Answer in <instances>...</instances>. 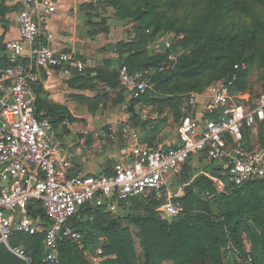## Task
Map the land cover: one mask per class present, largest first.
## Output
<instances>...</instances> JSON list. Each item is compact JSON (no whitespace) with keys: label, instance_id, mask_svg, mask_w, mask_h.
Returning <instances> with one entry per match:
<instances>
[{"label":"built area","instance_id":"2783aa9c","mask_svg":"<svg viewBox=\"0 0 264 264\" xmlns=\"http://www.w3.org/2000/svg\"><path fill=\"white\" fill-rule=\"evenodd\" d=\"M18 1L20 39L6 42L8 64L0 66V243L14 254L31 264L29 250L22 244L12 245L11 239L17 233L44 232V261L58 264L60 238H82L73 219L86 206L116 213L134 198L156 194L162 212L180 215L173 178L193 155L214 161L228 176V184L264 180V144L255 148L246 145L251 131L264 121V91L255 104H243L235 90L238 72L247 68L245 62L236 63L227 79L202 92H190L187 110L177 125V145L165 148L143 143L138 131L124 124L120 130L132 141L131 159L119 160L111 172L72 176L70 153L54 123L37 115L34 85L43 68L58 67L70 75L73 69L85 71L93 65L73 50L53 46L50 19L61 0ZM159 39L157 52L167 53L168 64L134 71L126 65L118 67L120 83L134 98L154 88L156 71L173 69L178 63L174 36L166 33ZM109 129L114 137L116 129ZM227 183L217 180V190ZM33 200L39 201L43 215L30 212ZM93 263L103 264L99 257Z\"/></svg>","mask_w":264,"mask_h":264},{"label":"trees","instance_id":"16d2710c","mask_svg":"<svg viewBox=\"0 0 264 264\" xmlns=\"http://www.w3.org/2000/svg\"><path fill=\"white\" fill-rule=\"evenodd\" d=\"M254 1L264 2V0ZM246 3V0H208L209 19L215 20L222 11L225 12L230 8L240 9L246 6ZM187 38L188 36L181 39L179 43L186 42ZM219 59V55H211L200 61L191 60L188 63L179 60L173 69L156 71L153 75L154 88L147 90L138 100L149 103L152 92L165 83L178 79L179 76L196 75L203 70L213 69L219 63ZM122 60L131 71L168 64L167 53L161 52L147 56L144 52L133 50L128 55L123 54L120 62ZM234 65L232 64L229 69L230 76L235 71ZM116 70L114 74L118 76V68ZM245 70L239 72L245 73ZM196 90L201 91V88L198 87ZM48 112L45 118L50 119L54 124L66 118L73 119L67 110L62 113L48 109ZM37 115L43 118L38 109ZM260 137L264 142V125ZM189 159L184 167L189 163ZM194 167L196 166H188L187 169L192 170ZM216 183L217 181L208 176L200 175L193 182L194 185L186 186L182 199L187 210L173 221L161 216L159 199L152 198L145 202L143 196H140L134 198L126 209H120L119 213L117 211V214H112L105 208L86 206L78 212L73 224L85 235L86 244L99 245L103 240L100 244L102 254L99 257L103 264L115 262L134 264L137 257L135 235L140 240L144 264H164L167 260L175 264H197L199 259L209 260L211 264H233L230 260L242 255L253 257L255 264H264V222L248 210L249 206L258 208L260 203H264V196L261 194L264 180L255 179L238 186L227 184L221 191L217 190ZM200 192L206 198L200 196ZM208 192L210 195L207 194ZM215 204L219 206L220 214L214 211ZM39 205V201L33 200L29 205L30 212L32 214L40 212L43 215ZM140 205H143L141 211L134 210ZM89 215H93L92 220L89 219ZM132 225L137 228L135 231ZM243 232L251 236L250 252L244 249ZM44 236V232L17 233L12 237L11 244L24 245L32 256L31 264H46L43 261ZM228 237L231 240L230 245ZM59 248L60 264H87L76 242L61 237ZM0 264H28V262L14 254L4 243H0Z\"/></svg>","mask_w":264,"mask_h":264},{"label":"rangeland","instance_id":"374dc122","mask_svg":"<svg viewBox=\"0 0 264 264\" xmlns=\"http://www.w3.org/2000/svg\"><path fill=\"white\" fill-rule=\"evenodd\" d=\"M246 1V6L222 11L215 20L209 19L208 0L94 1L96 11H99L95 24L98 28H109L114 25L115 36H123L120 46L122 52L131 53L135 50L151 56L157 52L156 44L160 42L159 37L169 33L174 36V51L178 56V61L184 60V63H188L191 60L200 61L211 55L220 56L219 63L213 69L203 70L196 75L179 76L178 79L165 83L152 92L149 103L140 99L146 104L147 109L146 120L141 126H147L151 120L155 119L159 125L164 126L166 132H177L180 118L187 110L190 92L197 91L198 87L201 88V91L197 92H202L208 86L227 79L230 76V67L236 62L247 64L246 70L244 69L245 73L239 72L236 82L237 100L243 104L256 103L260 93L264 91V2ZM102 15L103 17H101ZM152 32L155 34L152 35ZM186 36H188L187 41L179 43ZM123 62L124 60L120 64L127 66ZM263 125V122H259L256 131H251L250 140L246 144L249 148L264 144L260 137ZM247 133L245 132V134ZM194 165L196 167L192 170L187 169L188 166ZM200 175H206L215 181L224 180L225 183L229 181L228 176L214 161L206 156H201L199 159L195 155L191 156L183 171L173 178L172 189L179 198L178 203L182 207L180 216L187 210L182 199L185 187L190 184L194 185L193 182ZM261 194L264 196V189H261ZM200 196L205 197L202 192H200ZM152 198L158 200L156 194L142 197L145 202ZM213 207L214 211L220 214L219 206L215 204ZM142 208L143 205H140L134 210L141 211ZM248 210L264 222V203H260L258 208L249 206ZM161 216L169 221L179 217L169 216L164 212ZM132 229L135 231L137 228L132 225ZM82 236L83 238L79 241L69 240L78 244L81 256L87 264H95L93 263L94 258L100 257L102 254V252L99 253V249L103 240L99 245L86 244L83 233ZM242 240L245 251L250 252L251 236L243 232ZM135 241L137 257L134 264H144L140 240L136 235ZM228 242L230 245L231 240L229 239ZM252 258L242 255L230 261L233 264H255ZM60 262L59 257L58 264ZM211 263V261L203 259L197 261V264ZM164 264L175 263L167 260Z\"/></svg>","mask_w":264,"mask_h":264},{"label":"crops","instance_id":"0c3cea01","mask_svg":"<svg viewBox=\"0 0 264 264\" xmlns=\"http://www.w3.org/2000/svg\"><path fill=\"white\" fill-rule=\"evenodd\" d=\"M94 1L61 0L50 19L54 48L73 50L89 59L93 66L85 71L73 69L70 75L58 67L43 68L39 82L34 85L40 115L45 117L48 109H52L62 113L67 110L73 116L72 120L66 118L67 124L54 125L70 153L71 174L79 172L78 175L111 172L119 160L131 159L132 141L120 130L124 124L131 125L138 131L140 141L151 146L170 148L179 143L178 132H166L155 119L141 126L147 117L146 104L134 98L114 74L121 66L122 55L130 52L121 51L123 36H115L114 25L97 27L99 11ZM19 9L18 0H0L2 66L8 64L6 42L20 39ZM110 126L116 129L114 137L110 136Z\"/></svg>","mask_w":264,"mask_h":264},{"label":"water","instance_id":"95a60500","mask_svg":"<svg viewBox=\"0 0 264 264\" xmlns=\"http://www.w3.org/2000/svg\"><path fill=\"white\" fill-rule=\"evenodd\" d=\"M79 172H73L71 175L72 176H75V175H78ZM160 211H163V208H159Z\"/></svg>","mask_w":264,"mask_h":264}]
</instances>
